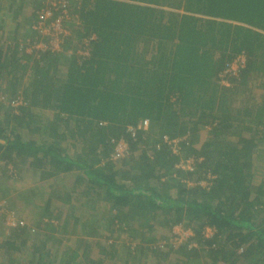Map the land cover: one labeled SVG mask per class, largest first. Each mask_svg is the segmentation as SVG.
Returning a JSON list of instances; mask_svg holds the SVG:
<instances>
[{
	"label": "trees",
	"instance_id": "trees-1",
	"mask_svg": "<svg viewBox=\"0 0 264 264\" xmlns=\"http://www.w3.org/2000/svg\"><path fill=\"white\" fill-rule=\"evenodd\" d=\"M44 7L0 0V264H264V97H250L264 89V0H70L57 52L33 48L50 46L34 29ZM144 120L113 161L111 140ZM21 167L54 193L16 189ZM94 198L110 212L83 222ZM176 227L192 234L178 249Z\"/></svg>",
	"mask_w": 264,
	"mask_h": 264
},
{
	"label": "built area",
	"instance_id": "built-area-1",
	"mask_svg": "<svg viewBox=\"0 0 264 264\" xmlns=\"http://www.w3.org/2000/svg\"><path fill=\"white\" fill-rule=\"evenodd\" d=\"M42 4H44V9L40 10L37 14L38 16V22L37 25L34 27V29L40 30L41 34L47 37H51L50 39V46L44 43H39L38 45H34L38 50H50L52 52L54 51H60L61 50V36L67 35L68 30L64 26L65 20H68V6L70 0H41ZM55 12H57L58 16L54 17ZM93 40L96 39L95 35L91 36ZM91 39V40H92ZM51 41L55 44H51ZM53 48V49H52ZM30 50V49H29ZM32 51V50H30ZM80 54L84 55L83 52H80ZM246 55L242 54L241 56H238L226 69V71L223 73V75L231 74L233 76H236L241 69H244L246 67ZM225 83V82H223ZM150 126L149 121L144 120L142 121L136 128L135 127H128L127 129V136H123L120 138H113L111 140L112 143V153L110 154V157L113 161H120L122 159L128 158L131 155V142L138 140V136L140 132L147 133L148 128ZM168 145L172 147L175 151L178 149L179 140H171L168 141ZM182 164H179L177 167L183 170H193L194 169V161L188 160L187 162L183 161ZM190 164V165H188ZM201 186L207 187L208 186V180L203 181L201 183ZM8 227L15 228L19 225V223L16 222L15 219H12L11 217L6 222ZM24 225V223H21ZM177 228V227H176ZM177 232L180 237L189 238L191 232L189 230L183 231V229L177 228ZM186 238V239H187Z\"/></svg>",
	"mask_w": 264,
	"mask_h": 264
},
{
	"label": "rangeland",
	"instance_id": "rangeland-1",
	"mask_svg": "<svg viewBox=\"0 0 264 264\" xmlns=\"http://www.w3.org/2000/svg\"><path fill=\"white\" fill-rule=\"evenodd\" d=\"M6 20L8 21L9 17H6ZM52 43L55 44L54 41L53 42L51 41V44ZM252 80L253 79H251L250 81H252ZM262 85H263V80H259V81H256L254 84H252V86L250 87V97H254L257 100L258 103H261L260 101L264 97V95H263L264 94V89L261 88ZM16 104H14V105H16ZM49 115H50V117L52 116L51 113H49ZM206 129H203V130L200 131V135H204V137L201 136V138H203L202 141H204L207 138V137L205 138ZM249 134L246 132L243 135H249ZM232 139L236 140L235 137H232ZM139 153H140V151H137L135 153V156L139 155ZM180 164H182V163H180ZM188 165H190V164H188ZM182 166H187V165L182 164ZM21 168L22 169L20 170L19 176H18V178L20 180L19 181L17 180L16 182L12 183L13 185L15 183L14 186H15L16 189H19L21 192L27 191V193H28L29 190L36 191L40 195L43 194V196H45V198L49 197L51 192H52V194L54 193L52 191V188L48 184L49 181L48 182H44V181L41 180V174L39 172L28 171L27 167H21ZM67 177L68 176H62L61 184L67 183V181H66ZM0 180H1L2 183H4V181H5V179H3V178L0 179ZM44 183H47L48 185L44 184ZM48 187L50 189H48ZM53 187H56V186L53 185ZM41 198L42 197H38L37 199L39 200ZM0 205L1 206L9 205V202L7 200H3L2 202H0ZM110 206L111 205L109 203H107L106 201L98 200L97 198H94L93 200L89 201V206L87 208L88 210H82V206L79 204L78 205V208H79L78 211L80 212L79 215H80L81 220L84 222L85 220H88V217H89L90 214L96 215L98 218H101L103 215H105V213L110 212ZM55 208H58L57 211H55ZM67 209H68V207L65 206L64 204L63 205L61 204V205H58V206H53L52 207V213L54 215H58L59 214L58 212H60L62 214ZM25 218L27 219V224H30L31 227L34 228L33 229V234H32L33 237H35V238L41 237L42 236L41 233L39 235L35 233L36 232L35 231L36 230L35 229V224H36L37 217L34 214L31 213V214H27V216H25ZM44 221L53 223V225H58L57 224L58 223L57 220H48V218H44ZM187 230L188 229H186V228L183 229V231H187ZM177 231H178L177 228H173V232H172L173 238L171 239V242H170L171 245L174 246L175 249H178V247L187 240L186 239L187 237L186 238H184L183 236L180 237L178 233H181V232H177ZM208 234L210 235V232ZM162 245L163 244L161 243L160 246H162ZM63 246L65 248H67L69 246V243H66V244L64 243ZM27 251H28V247L26 246L22 250V252L20 254L21 257L25 258L26 257L25 256V252H27ZM20 255L17 254V256H20ZM5 258H6V256L2 259L3 261H5L3 263H6V259ZM176 259H177V257L175 256V254H173V255H171V257H169V260L160 262L159 264H165L166 262H169V263L172 264V263H174L176 261ZM14 262L16 263L17 261H14ZM14 262L12 264H15ZM208 262L209 261L207 260V264H208ZM23 263L27 264L28 262L25 261Z\"/></svg>",
	"mask_w": 264,
	"mask_h": 264
},
{
	"label": "crops",
	"instance_id": "crops-1",
	"mask_svg": "<svg viewBox=\"0 0 264 264\" xmlns=\"http://www.w3.org/2000/svg\"><path fill=\"white\" fill-rule=\"evenodd\" d=\"M27 214H30L28 211H26L25 212V215H24V217L27 215ZM7 225V224H6ZM26 225H28V229H33V227H31V225L30 224H26ZM5 226V225H4ZM7 227H8V225H7ZM7 229V228H6ZM4 239H1L0 241H3Z\"/></svg>",
	"mask_w": 264,
	"mask_h": 264
},
{
	"label": "clouds",
	"instance_id": "clouds-1",
	"mask_svg": "<svg viewBox=\"0 0 264 264\" xmlns=\"http://www.w3.org/2000/svg\"><path fill=\"white\" fill-rule=\"evenodd\" d=\"M244 54H245V53H244ZM245 55H246V54H245ZM234 60H235V59H234ZM246 60H247V55H246ZM241 71H242V69L240 70V72H241ZM240 72H239V73H240Z\"/></svg>",
	"mask_w": 264,
	"mask_h": 264
}]
</instances>
